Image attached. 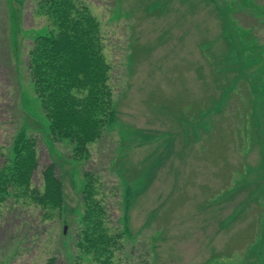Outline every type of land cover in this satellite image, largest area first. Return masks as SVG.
Masks as SVG:
<instances>
[{"label":"rangeland","instance_id":"rangeland-1","mask_svg":"<svg viewBox=\"0 0 264 264\" xmlns=\"http://www.w3.org/2000/svg\"><path fill=\"white\" fill-rule=\"evenodd\" d=\"M39 1L0 0V175L21 132L38 162L0 192V264H264V0H80L115 109L82 156L47 136L32 83ZM51 161L64 203L46 218L31 191ZM89 179L108 231L128 225L98 256L77 245Z\"/></svg>","mask_w":264,"mask_h":264},{"label":"trees","instance_id":"trees-1","mask_svg":"<svg viewBox=\"0 0 264 264\" xmlns=\"http://www.w3.org/2000/svg\"><path fill=\"white\" fill-rule=\"evenodd\" d=\"M38 6L50 24L44 34L35 38L28 65L40 107L48 119L47 136L69 138L75 144V152L86 155V145L97 138L100 124L104 127L115 120L110 65L102 52L100 23L80 0H40ZM19 136L21 143L20 138L16 139L12 147L15 157L11 169L2 167L6 173L0 175V192L17 181L14 173L27 186L38 167L31 135L21 132ZM56 165L51 161L43 168L42 190L31 191L46 218L50 217V210L62 209L64 203L63 182L56 174ZM91 182H84L79 190L83 210L77 245L98 256V242L103 241L113 251L118 248L117 241L128 233V225L123 213L121 229L117 233L108 231L103 205L94 197L99 191ZM128 193L125 191L124 195ZM128 204L125 202V209Z\"/></svg>","mask_w":264,"mask_h":264}]
</instances>
